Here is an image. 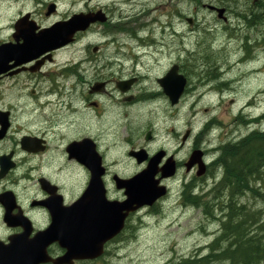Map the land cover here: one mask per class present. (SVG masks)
Instances as JSON below:
<instances>
[{
  "label": "flooded vegetation",
  "instance_id": "obj_1",
  "mask_svg": "<svg viewBox=\"0 0 264 264\" xmlns=\"http://www.w3.org/2000/svg\"><path fill=\"white\" fill-rule=\"evenodd\" d=\"M51 4H55L52 12ZM37 5L38 8L21 12L15 18L9 37L0 39L1 46L23 43L21 37H16V25L22 18V23L33 24L39 32L71 17L67 14L53 20L59 13L56 2L41 0ZM204 8L218 16L216 9ZM255 8L260 11L263 7ZM96 10L107 17L105 22H98V34L107 38L96 42L91 51V44L86 45L83 56L58 60V54L75 46L84 34L78 33L74 43L38 57L31 53L19 56L13 50L3 65L0 73V253L3 255L22 257L40 249L43 259L38 264H105L108 256L120 255L118 249L127 239L140 236L151 216L160 215L180 176L181 206L199 209L209 221L226 222L229 218L226 215L231 208L229 186L223 184L225 166L218 161L221 147L230 144L229 130L225 124H216L215 114L201 127L194 126L192 121L185 127L182 125L185 105L190 104L197 111L196 116L197 108L206 98L217 97L209 105L222 108L225 97L235 90L232 83L239 78L230 75L229 56L216 54L209 44L206 57L188 55L183 59L180 10L166 13L161 29L152 37L147 33L150 22L143 21L148 14L144 8L121 16V20L115 19L114 7L98 6L88 11ZM222 19L230 22L227 8ZM186 20L189 25L194 21ZM243 43L241 59L252 58L245 53L250 44ZM151 45L155 46L153 51L148 48ZM173 68H177L178 75L185 76L187 84L175 102L163 85ZM251 103L255 101H247L240 109L252 106ZM230 104L237 107L239 101L232 99ZM217 128L220 132L216 135L213 131ZM196 151L201 152V159L192 162ZM140 152L145 157L142 161L136 155ZM118 153L120 158H115ZM98 154L104 167L101 180L106 200L124 202L128 197L126 188L119 187L117 180L133 178L159 155L155 179L159 180V186L167 188V193L153 204L134 203L129 206L130 211L124 209V226L105 243L100 257L56 263L67 253L60 238L70 234V207L88 191L96 166L89 158L97 160ZM168 163L174 164L175 173L164 176ZM200 165H204L203 173H199ZM223 227L224 222L219 235L207 246L208 253L215 246L220 252L230 245L228 239L221 237Z\"/></svg>",
  "mask_w": 264,
  "mask_h": 264
},
{
  "label": "rangeland",
  "instance_id": "obj_2",
  "mask_svg": "<svg viewBox=\"0 0 264 264\" xmlns=\"http://www.w3.org/2000/svg\"><path fill=\"white\" fill-rule=\"evenodd\" d=\"M40 1L41 0H0V39L9 37L11 24L21 12L38 8L39 5H37V3ZM49 1L56 2L59 6V13L52 17L53 20L61 19L67 14L71 16L73 13L80 11L87 12L90 9L98 8V6L114 7L115 19L121 20V16L129 15L133 10L137 11L144 8V13L148 14L143 21L150 22L151 27L149 26L150 28L147 33L151 35V37L152 35H157V31L161 29V21L166 18V13L174 14L175 10H180L182 12V25L180 30L183 33V59L188 55L197 56L207 54L206 47L211 44L213 45V52L229 56L232 66L230 75L232 78H239L232 83L235 90L231 91V93L225 97V101H223L220 106L222 108L214 109L211 104L209 105L210 102H216L217 97H212L211 99L206 98V100L202 102L203 104L197 108L198 113L196 116H194V114L197 111L193 110L190 104L185 105L182 110L183 127H185L189 121H192L194 126L201 127L202 123L208 119L210 115L215 114V121L218 120L216 124H225V128L229 130V137L227 140L230 142L238 139L240 140L259 127L260 130L261 128L264 130V41H262V39L264 40V21L262 24L261 21L250 24L248 18H242V14L249 13L247 17L250 19V17L252 18V13H258L255 7L259 1L202 0L201 4L193 0ZM221 3H225V5ZM205 5L227 8L231 18L230 22H225L223 19L218 20L217 15L210 14V11L204 8ZM259 12L258 18L261 19V13H264V8ZM186 18L194 19V21L190 23L191 25H189ZM196 23H198L197 26H195ZM236 23L239 24L237 25ZM193 26H195V28H193ZM192 28L194 30H192ZM241 36L243 38H241ZM103 38L106 39L107 37H102L98 34V24H96L88 31L84 32L75 46H71L68 50L59 53L58 60H64L73 56L81 57L84 54V47L86 45L91 44V51L96 42L99 44ZM233 38L234 40H232ZM249 40L251 42H249V50L246 53L252 55V58L246 57L248 58L247 60L244 58L241 59L244 53L242 50L243 42L247 43ZM258 41L261 42L258 43ZM256 42L259 45H256ZM148 48L153 51L155 46L151 45ZM146 61L147 59L145 62ZM232 99L239 101L237 107H232L230 104V100ZM252 99L255 101L252 106L240 109V106H243L247 101ZM244 113L247 114L245 115ZM241 114L245 116L242 117ZM234 127L236 128L234 129ZM217 129L219 130V128ZM218 130H214V132H220V130ZM118 134L121 135V129L119 127ZM184 154L185 152L182 151L181 157H184ZM120 156L121 154L118 153L115 158H120ZM181 184L180 176L177 182L173 184L172 193L167 199L166 206L163 207L164 210L160 215L151 216L145 228L142 229L140 236L138 238L127 239L125 243L120 246V249H118L120 255L108 256L110 259L105 264H183L182 262L184 259L198 258L209 252L207 246L219 235L221 223L219 220L209 221L197 208L185 209L181 206L180 201H178L181 195ZM257 186H260V183H257ZM258 188L259 191L254 187V192L252 191L248 195H244L245 198H241L240 203H247L244 205L250 210L256 211L257 215H259L257 219L259 225L262 222L261 217L264 216V197L261 195L262 193L264 194V187ZM260 192L262 193L260 194ZM222 217L223 216H221V218ZM259 233L261 235V232ZM228 263V260L212 259L210 264Z\"/></svg>",
  "mask_w": 264,
  "mask_h": 264
},
{
  "label": "water",
  "instance_id": "obj_3",
  "mask_svg": "<svg viewBox=\"0 0 264 264\" xmlns=\"http://www.w3.org/2000/svg\"><path fill=\"white\" fill-rule=\"evenodd\" d=\"M55 4L50 5V12ZM216 9L218 17L222 19L226 8L209 5ZM106 15L101 11L77 12L70 18L57 21L50 27L41 29L31 23H22L24 19L16 25L17 39L21 37L23 43L20 45H0V73L4 70L3 65L8 61V56L15 50L17 55L31 53L33 57H38L46 52L53 51L60 47L73 43L76 34L87 31L92 25L98 22H105ZM191 21V19H190ZM166 93L172 97L173 102L178 99L185 90L186 78L178 75L177 68H173L163 81ZM121 86V85H120ZM125 90L126 88H122ZM139 161L145 159L141 157L143 152L136 153ZM161 155L151 159L147 169L137 174L131 179H118L119 187H125L128 195L124 202H111L106 200L105 191L102 186L101 176L104 173L102 158L98 154V159L90 157L89 161L95 162L93 168V178L91 185L84 196L70 207V234L66 238H60L62 245H66L67 253L56 263H72L74 259H95L104 253V245L107 241L117 235L124 226L126 209L130 211L134 203L153 204L157 199L167 193L165 186H159V180L155 179L156 167ZM201 159V152L193 153L191 160L195 162ZM98 166V173L97 171ZM200 172L203 173L204 165H200ZM175 173L173 163L165 166L163 175L171 176ZM63 241H65L63 243ZM39 244L34 247H38ZM43 254L40 249L24 254L22 257L15 254L0 253V264H38L42 261Z\"/></svg>",
  "mask_w": 264,
  "mask_h": 264
},
{
  "label": "trees",
  "instance_id": "obj_4",
  "mask_svg": "<svg viewBox=\"0 0 264 264\" xmlns=\"http://www.w3.org/2000/svg\"><path fill=\"white\" fill-rule=\"evenodd\" d=\"M193 1H196L198 4L202 3L201 0ZM257 5L264 8V0H260ZM262 14L264 13H261V17H263ZM248 15V13L245 15L242 14L244 18H248V22L250 21V24H255L259 21L263 22L264 20L261 17V19H259L257 13H252V18L250 20L249 17H247ZM256 130L249 133V136L246 135L242 139L238 140L239 142L237 141L234 144H232V142L230 144H225L226 146L228 145L227 147L223 145V152L220 156L221 159H219V162L225 166V177L223 184L224 186H229L230 206L232 208L231 212L228 214V220L224 222L221 237L228 239L230 241V245L223 248L220 252L217 251L216 246L209 254H205L198 258L184 259L182 262L183 264H210L212 259L228 260L230 264H264V216L262 217L261 224L258 225V220L256 219L258 218V215L256 216L257 213L255 210H250L246 205V207H244V204L241 205L239 202L237 203L236 201L234 203L233 201L235 197L238 198V196L240 197L242 194L248 195L254 191L253 188L255 186L257 187V183H260V186L258 187H264V180H261L264 178V130ZM257 178H259V180ZM255 179L256 181H253ZM251 181L254 183V185ZM242 189H244L242 191L243 193H241ZM255 189H258L259 191V188ZM234 191L237 193H234ZM261 193L262 192H260V194ZM231 194H234L235 196H231ZM261 195L264 197L263 193ZM232 205H235L234 207L236 208L234 209ZM239 205L242 207L239 208ZM242 208H244L243 211ZM249 214L253 215V218ZM254 216H256L255 219ZM231 226L234 230H232ZM259 232H261V235ZM234 244H236L235 249ZM214 255L215 257H213ZM204 258L206 260H203Z\"/></svg>",
  "mask_w": 264,
  "mask_h": 264
},
{
  "label": "bare ground",
  "instance_id": "obj_5",
  "mask_svg": "<svg viewBox=\"0 0 264 264\" xmlns=\"http://www.w3.org/2000/svg\"><path fill=\"white\" fill-rule=\"evenodd\" d=\"M201 1H202V0H201ZM215 1H216V0H215ZM221 1H222V0H221ZM194 2H195V1H194ZM222 3H223V2H222ZM222 3H221V4H222ZM227 3H228V2H227ZM222 5H225V3L222 4ZM232 5H233V4H232ZM252 9H253V8H252ZM255 9H256V8H255ZM254 11H255V10H254ZM260 11H261V10H260ZM255 12H256V11H255ZM258 12H259V11H258ZM235 13H236V12H235ZM242 13H243V12H242ZM259 13H260V12H259ZM259 13H257V14H259ZM248 14H249V13H248ZM250 14H251V13H250ZM254 14H255V13H254ZM243 15H245V14H243ZM262 15L264 16V14H262ZM254 16H255V15H254ZM258 16H259V15H258ZM235 18H237V17H235ZM242 18H244V17L242 16ZM261 18H264V17H261ZM240 19H241V18H240ZM250 19H251V17H250ZM250 19H249V20H250ZM256 19H257V18H256ZM236 20H237V19H236ZM242 21H243V20H242ZM263 21H264V20H263ZM249 22H250V21H249ZM242 23H243V22H242ZM244 23H245V22H244ZM236 24H237V23H236ZM238 24H239V23H238ZM238 24H237V25H238ZM245 24H246V23H245ZM261 24H262V22H261ZM248 25H249V24H248ZM234 26H235V25H234ZM234 26H233V27H234ZM150 27H151V26H150ZM244 27H245V26H244ZM231 29H232V27H231ZM238 29H239V28H238ZM211 30H212V29H211ZM220 30H221V29H220ZM228 30H229V29H228ZM228 30H227V31H228ZM232 30H233V29H232ZM232 30H231V31H232ZM222 31H223V30H222ZM238 31H239V30H238ZM228 32H229V31H228ZM233 32H234V31H233ZM233 32H230V33H233ZM235 32H236V31H235ZM239 32H240V31H239ZM241 32H242V31H241ZM223 33H225V32H223ZM225 34H226V33H225ZM228 34H229V33H228ZM229 35H230V34H229ZM234 35H235V33H234ZM234 35H233V36H234ZM231 36H232V34H231ZM242 36H243V35H242ZM242 36H241V38H243ZM236 37H237V36H236ZM259 37H261V36H259ZM262 37H263V36H262ZM231 38H232V37H231ZM230 40H231V39H230ZM232 40H234V38H233ZM258 40H259V39H258ZM236 41H237V39H236ZM245 41H246V40H245ZM262 41H264V40L262 39ZM249 42H251V41L249 40L247 43L250 44ZM253 42H254V41H253ZM253 42H252V43H253ZM260 42H261V41H260ZM260 42L258 41V43H260ZM247 43L245 42V44H247ZM252 43H251V44H252ZM254 44H255V43H254ZM256 45H259V44H257V42H256ZM262 45H263V44H262ZM208 47H209V46H208ZM208 47H207V48H208ZM211 47H212V46H211ZM245 47H246V46H245ZM247 47H248V46H247ZM252 47H253V46H252ZM252 47H251V48H252ZM256 47H258V46H256ZM263 47H264V46H263ZM247 49H248V48H246V50H247ZM254 49H255V48H254ZM212 50H213V49H212ZM240 50H241V49H240ZM243 50H244V49H243ZM210 51H211V50H210ZM246 52H247V51H246ZM246 52H245V53H246ZM207 54H208V53H207ZM205 57H206V54H205ZM207 57H208V55H207ZM244 57H245V55H244ZM242 58H243V57H242ZM208 60H210V59H208ZM207 65H208V64H207ZM188 69H189V68H188ZM203 69H204V68H203ZM205 70H207V69L205 68ZM209 70H210V68H209ZM199 71H200V70H199ZM255 71H256V70H255ZM188 72H189V71H188ZM188 72H187V73H188ZM200 72H201V71H200ZM205 72H208V73H209L208 70L205 71ZM256 72H257V71H256ZM188 74H189V73H188ZM190 75H191V74H190ZM186 77H187V76H186ZM215 77H217V75L214 76V78H215ZM187 80H188V79H187ZM206 81H207V80H206ZM189 82H190V80H189ZM190 83H191V82H190ZM191 84H192V83H191ZM222 84H223V83H222ZM225 84H226V83H225ZM225 84H224V85H225ZM186 85H187V84H186ZM196 85H197V84H196ZM194 86H195V85H194ZM216 86H217V85H216ZM186 87H187V86H186ZM188 87H189V86H188ZM198 87H199V86H198ZM194 88H195V87H194ZM192 89H193V88H192ZM195 101H197V100H195ZM195 101H194V102H195ZM251 104H253V103H251ZM251 104H250V105H251ZM238 114H239V113H238ZM238 114H237V115H238ZM244 114H245V113H244ZM246 114H247V113H246ZM246 114H245V115H246ZM245 115H244V116H245ZM238 116H239V115H238ZM241 116H242V114H241ZM244 116H242V117H244ZM239 117H240V116H239ZM246 117H247V116H246ZM242 119H243V118H242ZM246 120H247V119H246ZM129 121H130V120H129ZM137 121H138V120H137ZM141 121H142V120H141ZM249 121H250V120H249ZM249 121H248V122H249ZM127 122H128V121H127ZM240 122H242V121H240ZM246 122H247V121H246ZM130 123H132V122H130ZM238 123H239V122H238ZM143 124H144V123H143ZM208 124H209V123H208ZM240 124H241V123H240ZM245 124H246V123H245ZM256 124H257V123H256ZM260 124H261V123H260ZM212 125H213V123H212ZM215 125H216V124H215ZM209 126H210V125H209ZM241 126H242V125H241ZM247 126H248V125H247ZM250 126H251V125H250ZM235 128H236V127H234V129H235ZM259 128H260V127H259ZM259 128H258V129H259ZM203 129H204V128H203ZM249 129H250V127H249ZM261 129H262V128H261ZM215 130H216V129H215ZM225 130H226V129H225ZM249 131H250V130H249ZM256 131H257V130H256ZM256 131H255V132H256ZM259 131H261V130H259ZM232 132H233V131H232ZM213 133H215V132L213 131ZM213 133H212V134H213ZM212 134H211V135H212ZM230 134H231V133H230ZM208 135H209V134H208ZM211 135H209V136H211ZM216 135H217V133H216ZM216 135H215V136H216ZM225 135H227V134H225ZM219 136H220V135H219ZM227 136H228V135H227ZM248 136H249V135H248ZM190 137H191V136H190ZM202 137H203V136H202ZM211 137H212V136H211ZM228 137H229V136H228ZM191 138H192V137H191ZM204 138H207V136L204 135ZM223 138L225 139V137H223ZM226 138H227V137H226ZM208 139H210V138H208ZM241 139H242V138H241ZM210 140H211V139H210ZM213 142H214V140H213ZM216 142H217V141H216ZM227 142H228V141H227ZM238 142H239V141H238ZM230 143H231V142H230ZM235 143H236V142H235ZM228 144H229V142H228ZM232 144H234V143H232ZM232 144H231V145H232ZM224 145H225V144H224ZM221 146H222V145H221ZM225 146H226V145H225ZM227 146H228V145H227ZM227 146H226V147H227ZM218 147H219V146H218ZM215 148H216V147H215ZM221 148H223V146H222ZM225 149H226V148H225ZM201 150H202V149H201ZM222 152H223V151H222ZM222 152H221V153H222ZM225 152H226V151H225ZM226 153H227V152H226ZM226 153H225V154H226ZM223 154H224V153H223ZM223 154H222V155H223ZM218 157H219V156H217V158H218ZM219 158H220V157H219ZM220 159H221V158H220ZM218 161H219V160H218ZM221 166H222V164H221ZM219 169H220V168H219ZM220 170H221V169H220ZM261 170H262V169H261ZM217 171H218V170H217ZM262 171H263V170H262ZM220 172H221V171H220ZM222 172H223V169H222ZM218 173H219V172H218ZM220 175H221V174H220ZM262 176H263V174H262ZM220 177H221V176H220ZM222 177H223V176H222ZM256 177H257V175H256ZM223 178H224V177H223ZM216 179H217V178H216ZM257 179L259 180V178H257ZM260 179H261V178H260ZM261 180H264V178H262ZM253 181H256V179L253 180ZM251 182H252V181H251ZM257 182H259V181H257ZM255 183H256V182H255ZM252 184L254 185L253 182H252ZM256 185H257V184H256ZM253 187H254V186H253ZM255 188H258V186H257V187L255 186ZM231 189H232V188H231ZM231 189H230V190H231ZM249 189H250V188H249ZM251 189H252V188H251ZM253 189H254V188H253ZM214 190H215V189H214ZM223 190H224V189H223ZM238 190H239V189H238ZM238 190H237V192H238ZM243 190H244V189L241 190V193H243V192H242ZM215 191H216V190H215ZM231 191H232V190H231ZM239 191H240V190H239ZM229 192H230V191H229ZM237 192L234 191V193H237ZM244 192H245V191H244ZM253 192H254V191H253ZM257 192H258V191H257ZM207 193H208V192H207ZM213 193H214V192H213ZM241 193H240V195H241ZM181 194H182V193H181ZM210 194H211V193H210ZM221 194H222V193H221ZM252 194H253V193H252ZM204 195H205V194H203L202 197H204ZM229 195H230V194H229ZM238 195H239V194H238ZM242 195H243V194H242ZM199 196H200V195H199ZM231 196H235V195H234V194H233V195L231 194ZM236 196H237V195H236ZM253 196H254V195H253ZM255 196H256V195H255ZM193 197H195V195H194ZM193 197H192V198H193ZM196 197H197V195H196ZM206 197H207V196H206ZM211 197H212V196H211ZM182 198H184V197H182ZM197 198H199V197H197ZM207 198H208V197H207ZM209 198H210V197H209ZM209 198H208V199H209ZM212 198H213V197H212ZM238 198H239V196H238ZM242 198H243V197H242ZM244 198H245V197H244ZM244 198H243V199H244ZM205 199H206V198H205ZM205 199L203 198V200H205ZM229 199H230V196H229ZM235 199H236V197H235ZM191 200H192V199H191ZM205 201H206V200H205ZM208 201H209V200H208ZM233 201H234V200H233ZM237 201H238V200H237ZM239 201H240V200H239ZM239 201H238V202H239ZM246 201H247V200H246ZM188 202H190V201H188ZM202 202H204V201H202ZM206 202H207V201H206ZM210 202H211V201H210ZM238 202H237V203H238ZM244 202H245V201H244ZM225 203H226V202H225ZM234 203H235V202H234ZM234 203H233V204H234ZM207 204H208V203H207ZM242 204H243V203H242ZM242 204H241V205H242ZM244 204H247V203H244ZM188 205H190V204H188ZM194 205H195V204H194ZM201 205H202V204H201ZM204 205H205V204H204ZM199 206H200V205H199ZM225 206H228V205H225ZM232 206H233V205H232ZM234 206H235V205H234ZM234 206H233V208L235 209L236 207H234ZM236 206H237V205H236ZM193 207H194V206H193ZM201 207H202V206H201ZM222 207H223V205H222ZM241 207H242V206L239 205V208H241ZM244 207H246V206L244 205ZM186 208H187V207H186ZM189 208H190V207H189ZM189 208H188V209H189ZM191 208H192V207H191ZM223 208H226V207H223ZM216 209H217V208H216ZM231 209H232V208H230V211H229V212H231ZM234 209H233V210H234ZM225 210H226V209H225ZM240 210H241V209H240ZM243 210H244V208H242V211H243ZM215 211H217V210H215ZM215 211H214V212H215ZM219 212H220V211H219ZM224 212H225V211H224ZM229 212H228V213H229ZM238 212H239V211H238ZM245 212H246V211H245ZM245 212H244V213H245ZM220 213H221V212H220ZM226 213H227V212H226ZM228 213H227L226 215H228ZM240 213H241V212H240ZM218 214H219V213H218ZM222 214H223V212H222ZM246 214H248V213H246ZM215 215H216V213H215ZM230 215H231V214H230ZM249 215H251V214H249ZM212 216H213V215H212ZM221 216H222V215H221ZM251 216H252V218H253V215H251ZM256 216H257V214H256ZM256 216H254V219H255ZM258 216H259V215H258ZM209 217H210V216H209ZM213 217H214V216H213ZM243 217H244V216H243ZM248 217H250V216H248ZM214 218H215V217H214ZM218 218H219V217H218ZM223 218H224V217H223ZM227 218H228V217H227ZM261 218H262V217H261ZM246 219H247V218H246ZM246 219H245V220H246ZM256 219H258V218H256ZM213 220H214V219H213ZM215 220H216V219H215ZM217 220H218V219H217ZM220 220H221V219H220ZM226 220H227V219H226ZM250 220H251V219H250ZM220 222L223 223V222H225V221H223V222L220 221ZM236 222H238V221H236ZM236 222H235V223H236ZM242 222H243V221H242ZM217 223H218V222H217ZM232 226H233V225H232ZM232 226H231V228H232V230H234V229H233L234 226H233V227H232ZM231 228H230V229H231ZM234 228H235V227H234ZM228 230H229V229H228ZM209 232H210V231H209ZM205 233H206V232H205ZM207 233H208V231H207ZM212 233H213V232H212ZM230 234H231V233H230ZM206 235H207V234H206ZM209 244H210V243H209ZM209 244H208V245H209ZM209 246H210V245H209ZM215 247H216V246H215ZM205 250H206V248H205ZM206 254H207V253H206ZM207 257H208V256H207ZM207 257H205V258H207ZM210 257H211V256H210ZM213 257H215V255H214ZM216 257H217V256H216ZM202 258H203V257H202ZM205 258H204L203 260H206ZM208 258H209V257H208ZM210 260H211V259H210ZM200 261H201V259H200ZM205 262H206V261H205Z\"/></svg>",
  "mask_w": 264,
  "mask_h": 264
}]
</instances>
